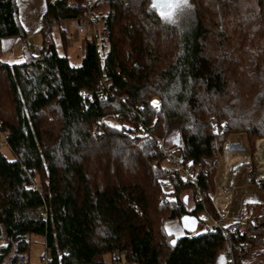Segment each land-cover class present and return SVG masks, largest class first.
<instances>
[{"label":"trees","instance_id":"16d2710c","mask_svg":"<svg viewBox=\"0 0 264 264\" xmlns=\"http://www.w3.org/2000/svg\"><path fill=\"white\" fill-rule=\"evenodd\" d=\"M76 1L73 9L69 0H46L37 56L0 58V133L14 157L0 148V264H34L32 236L43 239L52 264H216L219 231L175 238L167 222L216 215L210 192L228 136L244 134L253 149L264 139V0H190L193 16L176 25L150 0H95L97 39L83 40L74 66L53 33L60 30L66 52L62 23L84 11ZM10 37L27 34L16 0H0V42ZM105 77L118 92L99 98ZM176 129L174 149L198 168L199 190L162 165L156 138L171 153ZM134 130L142 134L130 138ZM161 180L174 184V200H163ZM252 183L264 190V181ZM248 208L235 264L264 253V204Z\"/></svg>","mask_w":264,"mask_h":264},{"label":"crops","instance_id":"0c3cea01","mask_svg":"<svg viewBox=\"0 0 264 264\" xmlns=\"http://www.w3.org/2000/svg\"><path fill=\"white\" fill-rule=\"evenodd\" d=\"M16 4L19 19L26 31L27 38L23 40L10 37L1 40L0 58L4 61H6L5 57L14 58L15 53L19 49L23 50L24 58H26L27 55L31 54L30 42L32 41H41V47L43 44L40 30L42 28V19L46 12V0H16ZM62 29L67 33L65 35L67 36L69 47V45H72L69 31L65 28ZM53 34L62 43L61 32L58 28L54 29ZM34 44L33 49L39 50L41 48L38 42ZM63 53H67V50L66 52L63 50ZM241 142L240 139H234L231 143L229 142L228 148L230 150L227 155V163L220 164L217 169L215 189L214 192H210L216 215L226 216L229 220L248 217L250 214L248 206L253 203L264 204V190L252 183L251 169L248 165L250 157L248 158L246 155L235 157L233 152H231L232 149L237 151V145ZM231 158L232 160L230 161ZM207 218L209 220L208 216ZM167 229L175 238H181L186 234L180 221L170 222ZM252 256L245 260V264H264V253H261V255L257 253V256ZM216 264H228V257L223 249L218 254Z\"/></svg>","mask_w":264,"mask_h":264},{"label":"built area","instance_id":"2783aa9c","mask_svg":"<svg viewBox=\"0 0 264 264\" xmlns=\"http://www.w3.org/2000/svg\"><path fill=\"white\" fill-rule=\"evenodd\" d=\"M60 0H51L52 4L59 2ZM95 0H84L83 13L79 14L75 19L77 24V30L81 38L84 40L96 41V30L93 24V17L91 13V7L93 6ZM68 6L75 9L78 7V2L76 0H69ZM56 24V21H54ZM101 92L99 98H103L108 93H117L118 89L109 86V78L105 77L101 80ZM83 96L88 99H92L91 92L84 90L82 92ZM124 98V97H123ZM155 99H153L154 101ZM152 101V103H153ZM161 104L158 101V107L153 106L155 109L159 110ZM2 134V133H1ZM3 135V134H2ZM141 135L140 131L134 130L131 134V138H135ZM159 148L165 155V162L169 169L175 171L181 179L191 183L198 190V168L195 167L191 162L185 163L181 160L180 157H175L172 153L166 151L165 144L162 139L156 138ZM6 143V141H5ZM7 144V143H6ZM250 157V169L251 175L256 181H264V140H259L256 142L254 153ZM252 157V158H251ZM227 159V157H226ZM159 186L163 191V200H170V196L174 193L175 187L174 184L168 180H161ZM205 197V193H199L196 196L198 203H202ZM209 217L208 224H200L197 229L198 233L200 232H211L219 231L224 239L223 251L228 257V264H235V239L244 232L247 227V217L242 219L229 220L226 216L218 215L213 216L211 213L206 212ZM4 233V232H3ZM2 241L5 243V235L2 236ZM2 242V243H3ZM3 243V244H4ZM41 264H52L49 258L48 249L45 247L44 253L40 256ZM123 264V263H121Z\"/></svg>","mask_w":264,"mask_h":264},{"label":"rangeland","instance_id":"374dc122","mask_svg":"<svg viewBox=\"0 0 264 264\" xmlns=\"http://www.w3.org/2000/svg\"><path fill=\"white\" fill-rule=\"evenodd\" d=\"M149 4H151V2L149 1ZM188 7H184L182 9L177 10L175 16H174V23L173 22H167L163 19H161L165 24H170V25H176V24H182L185 20L191 18L193 16V8L192 5L190 3V0H188ZM154 12L157 13V10L155 8H151ZM105 11V9H103V12ZM164 11H167V9H165ZM160 16V15H159ZM161 18V17H160ZM57 28V27H56ZM62 28H65L69 31V36H70V41H72V45H69L68 49H67V56L70 60V62L74 65V66H79L81 64V60H82V56H83V40L82 38L79 36L78 30H77V24L75 23V21H65L62 24ZM96 30V29H95ZM65 34H67L65 32ZM54 36V34H53ZM55 41H56V45H57V49L59 51L60 54H64L63 50L64 47L61 43L60 40H58L56 37ZM38 42L39 44L41 43V41H32L30 42V52L32 55L37 56L39 54V50L38 49H33V46L35 45L34 43ZM41 47V44H40ZM5 60L11 64H18V63H22L25 61L24 58V52L22 49H19L18 52L15 53V57L14 58H9V57H5ZM153 99H157L158 101H160V108L159 110L155 109L153 107ZM151 107L156 111L159 112L161 110L162 107V102L160 100V98L158 97H153L151 102H150ZM107 123L109 125H112L114 127L120 128L121 125H118L114 119L109 118L106 119ZM157 119L155 118L154 122H156ZM127 126V125H126ZM178 129L174 130L172 132V135H170L167 138V148L168 150L171 151L172 155L175 157H180L179 156V151L177 149H174V142L178 141ZM2 133V131H1ZM0 133V148L1 150L5 153V155L8 157V159L13 160L14 157L11 154V151L8 147V145L5 143V138L1 135ZM140 133L142 134V131H140ZM143 135H146L145 133H143ZM131 138V137H130ZM234 139H240V141H242L241 143H239L237 146V151H234L233 149L231 150V152H233V156H247L249 158V156H251L254 153L255 150V146L254 149L250 146L248 139L245 137L244 134L242 133H232L228 136L226 142L223 145V149L220 150V152H218V156H217V162H216V171H215V178L217 176V172H218V168L220 166V164L222 163H227V155H228V151L230 150L228 148L229 142L231 143L232 140L234 141ZM262 140V139H258L257 141ZM264 140V139H263ZM256 141V142H257ZM255 142V145H256ZM3 144V145H2ZM227 154V155H226ZM232 156V154H231ZM252 158V157H251ZM232 160V158L230 159V161ZM162 165L166 168H168L165 160L162 162ZM248 165L250 166V163H248ZM214 178V181H215ZM174 196H170V200H174L175 198H173ZM183 197H186V207L189 211L193 210L195 208V201H193V197L191 192L188 193H184ZM213 216H218V215H214L213 213H211ZM198 218L201 220L202 224H208L209 220L207 218L206 213L203 212H199L198 213ZM175 221V220H170L167 222V227L170 224V222ZM179 221V220H176ZM199 228V227H198ZM168 230V229H167ZM4 229H1V233H0V246L5 245L6 244V238H5V243L2 241V236L3 234L5 235ZM32 248H31V262L34 264H41L40 262V256L44 253L45 251V245L43 242V239L39 236H32ZM4 244H3V243ZM106 260L109 261V257H106ZM124 264V263H123Z\"/></svg>","mask_w":264,"mask_h":264},{"label":"snow or ice","instance_id":"6c2138e0","mask_svg":"<svg viewBox=\"0 0 264 264\" xmlns=\"http://www.w3.org/2000/svg\"><path fill=\"white\" fill-rule=\"evenodd\" d=\"M188 6V0H153L152 4V7L158 10L161 19L173 23L177 10ZM163 8H166L167 11H164ZM153 106L158 107V102L153 101ZM169 234L171 235V232Z\"/></svg>","mask_w":264,"mask_h":264},{"label":"water","instance_id":"95a60500","mask_svg":"<svg viewBox=\"0 0 264 264\" xmlns=\"http://www.w3.org/2000/svg\"><path fill=\"white\" fill-rule=\"evenodd\" d=\"M151 4L150 7H152L153 4V0H150ZM164 10L166 8H163ZM157 10V9H156ZM157 14H158V10H157ZM180 223L182 225V228L184 229V231L186 233H194L195 231H197L198 226H199V220L197 217L192 216V215H186L184 217L181 218Z\"/></svg>","mask_w":264,"mask_h":264},{"label":"bare ground","instance_id":"6f19581e","mask_svg":"<svg viewBox=\"0 0 264 264\" xmlns=\"http://www.w3.org/2000/svg\"><path fill=\"white\" fill-rule=\"evenodd\" d=\"M155 101H157L158 102V100H155ZM227 155V154H226ZM228 158V157H227ZM231 176V175H230ZM230 178V177H229Z\"/></svg>","mask_w":264,"mask_h":264},{"label":"flooded vegetation","instance_id":"af4514ba","mask_svg":"<svg viewBox=\"0 0 264 264\" xmlns=\"http://www.w3.org/2000/svg\"><path fill=\"white\" fill-rule=\"evenodd\" d=\"M164 10V9H163Z\"/></svg>","mask_w":264,"mask_h":264}]
</instances>
